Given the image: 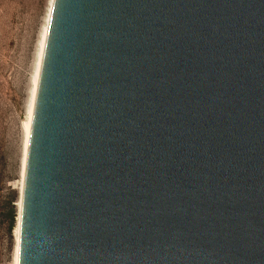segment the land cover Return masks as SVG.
<instances>
[{
  "label": "water",
  "instance_id": "water-1",
  "mask_svg": "<svg viewBox=\"0 0 264 264\" xmlns=\"http://www.w3.org/2000/svg\"><path fill=\"white\" fill-rule=\"evenodd\" d=\"M17 264H264V0H53Z\"/></svg>",
  "mask_w": 264,
  "mask_h": 264
},
{
  "label": "rangeland",
  "instance_id": "rangeland-1",
  "mask_svg": "<svg viewBox=\"0 0 264 264\" xmlns=\"http://www.w3.org/2000/svg\"><path fill=\"white\" fill-rule=\"evenodd\" d=\"M49 0H0V264H12L23 120Z\"/></svg>",
  "mask_w": 264,
  "mask_h": 264
},
{
  "label": "bare ground",
  "instance_id": "bare-ground-1",
  "mask_svg": "<svg viewBox=\"0 0 264 264\" xmlns=\"http://www.w3.org/2000/svg\"><path fill=\"white\" fill-rule=\"evenodd\" d=\"M52 3H53V0H49V6H48L46 18H45V23H44V26L42 28L41 34H40L38 49H37V53H36L35 68H34V73H33V77H32L30 97L28 100L27 108H26L25 118H24L23 123H22L23 141H22L21 161H20V179L18 182L19 196H18V201H17V216H16L15 227L13 230L14 247H13V252H12V264H17L23 173H24V166H25V160H26V153H27V146H28V140H29L30 127H31V120H32V113H33V107H34V100H35V94H36L39 68H40L43 48H44V44H45V39H46L51 9H52Z\"/></svg>",
  "mask_w": 264,
  "mask_h": 264
}]
</instances>
